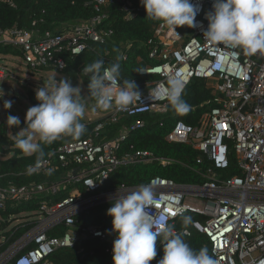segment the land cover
Returning a JSON list of instances; mask_svg holds the SVG:
<instances>
[{
    "label": "built area",
    "instance_id": "built-area-1",
    "mask_svg": "<svg viewBox=\"0 0 264 264\" xmlns=\"http://www.w3.org/2000/svg\"><path fill=\"white\" fill-rule=\"evenodd\" d=\"M116 1L95 0L94 18L66 25L58 33L41 35L36 21L30 31L0 29V45L19 49L24 63L33 72L45 69L64 72L65 57L74 59L93 51V45H105L111 40L114 31L101 25L109 18L106 9ZM0 2L15 7V0ZM192 3L200 4L201 11L196 17L197 27L189 28L188 36L177 29L178 35L167 26H159L147 42L151 47L149 58L158 64L141 68L144 73L139 74L157 79L144 85L142 101L128 110H120L115 105L102 109L103 115L97 120L101 122L90 137L66 141L38 168L35 164L25 172L28 176L52 177L51 180L0 187V211L41 200L37 216L32 218L36 224L0 256V264H52L51 257L57 251L76 245H80L79 254L92 255L94 251L88 252L84 244L94 240L100 241L104 254L113 258L115 233L94 226L80 227L76 217L113 202L117 194L124 195L138 188L126 185L107 188L111 175L119 168L157 160L150 152L122 153V150L129 135L145 127L144 115L168 113L170 77L181 79L184 91L194 79L208 81L212 89L218 106L202 117L200 127L179 122L169 136L173 143L192 144L207 156L212 166L204 174L206 182L199 186L181 185L160 177L151 179L149 183L156 197L151 210L163 217L164 223L174 225L178 234L186 232L185 238L192 237L193 231L177 228L182 217L177 209L183 215L199 216L191 224L192 229L206 236L208 252L219 264H264V55L249 56L240 48L206 43L205 14L212 10L213 0H192ZM123 10L133 19L139 9L126 5ZM128 19H131L129 15ZM119 55L120 61L128 58L126 52L121 51ZM10 77L8 66L0 63V85ZM157 84L163 85L159 95L153 92ZM128 119L132 121L125 123ZM120 124L116 136L103 138L108 127ZM70 137L63 136L60 140ZM232 150L237 156L239 174L224 177L222 172L230 168ZM161 162L168 164L169 161ZM54 177L58 179L53 180ZM70 187L77 194L61 201L54 199ZM13 218L10 216L8 221ZM60 225L68 231L63 236L52 237L50 233Z\"/></svg>",
    "mask_w": 264,
    "mask_h": 264
},
{
    "label": "trees",
    "instance_id": "trees-1",
    "mask_svg": "<svg viewBox=\"0 0 264 264\" xmlns=\"http://www.w3.org/2000/svg\"><path fill=\"white\" fill-rule=\"evenodd\" d=\"M95 0H52V1H32V0H15V7L0 2V29L2 30H27L33 29L32 24L36 21V29L42 35L45 32L58 33L66 25L90 21L96 16L94 9ZM131 5L136 11L133 19H128V14L123 10L124 6ZM106 11L109 18L105 20L101 27L110 28L114 35L105 45H93V51L87 52L82 56L74 59L65 57L67 69L64 71L72 79L82 78L87 86L89 75L83 73L86 65L98 59H104L105 63L116 62L117 55L121 51L126 52L128 58L126 61H120L121 79H132L141 92L146 91L144 85L147 82L156 80L155 76H141L137 71L149 65H157L158 62L149 58L151 47L147 42L154 37L155 28L161 26L159 21L147 18V12L141 5L140 0H117L111 4ZM177 31L188 36L189 28H177ZM128 45L130 47L128 48ZM117 49V51H114ZM21 51L11 45H0V57H21ZM108 64V65H109ZM182 98L190 105V110L186 114H177L169 105L168 113L146 114L145 127L129 135L127 141L123 144L122 153L150 152L157 160L153 162L141 163L136 165H125L119 168L111 175L107 188L126 185L138 187L142 184H149L151 179L160 177L170 179L181 185L199 186L206 182L204 174L212 163L207 156L197 150L192 144H180L170 141L169 136L174 131L177 123L181 122L193 128L200 127L202 117L218 105L214 102V95L208 81L203 79H194L183 92ZM30 103L34 106L39 102L36 99L35 92L28 94ZM96 103L93 98H90ZM132 119L125 120L130 123ZM101 121L84 123L86 132L80 138H65L57 140L51 145H42L45 158L56 150L60 145L68 140H84L93 134L94 129ZM22 125L26 127L25 121ZM122 124L113 125L107 128L103 133V138L110 139L117 135ZM14 141L10 143L8 138V127L5 123L0 122V187L6 188L11 185L24 186L32 182L41 183L51 178L43 176H28L25 174L29 166L37 163L36 155H26L21 150L14 149ZM13 148V149H12ZM12 155V156H10ZM161 160L169 161L163 164ZM230 168L222 175L230 177L238 175V165L236 153L232 150L229 155ZM58 179L54 177L53 180ZM77 194L72 187L62 191L56 198L61 201L67 197ZM40 199H34L29 204H21L17 207H8L6 211H0V256L27 231L32 229L36 222L33 220L37 216L40 207ZM111 203L96 206L76 217L77 225L80 227H98L113 231L112 217L107 215ZM27 216L26 221L15 223L16 218L23 214ZM14 218L8 221L9 217ZM192 220L200 219L199 216L191 214ZM33 218V219H32ZM25 220V219H22ZM18 221H21L18 220ZM177 228L179 230L191 229L193 235L185 238V241L194 249L199 250L202 247L209 248L206 236L194 231L192 226L185 227L182 223V217L178 220ZM68 228L60 225L53 230L52 237H60L66 234ZM87 251L93 250L94 253L81 255L79 254L80 245L75 248L61 249L52 257V264H113V258L104 254L101 249V242L94 240L84 244ZM31 246L29 249H31ZM28 250V249H27ZM163 248L159 242L157 244V257L151 264H154L163 256ZM8 264H14L9 262Z\"/></svg>",
    "mask_w": 264,
    "mask_h": 264
},
{
    "label": "clouds",
    "instance_id": "clouds-1",
    "mask_svg": "<svg viewBox=\"0 0 264 264\" xmlns=\"http://www.w3.org/2000/svg\"><path fill=\"white\" fill-rule=\"evenodd\" d=\"M147 18L159 21L175 31L177 28L197 27L196 17L200 4L192 0H140ZM132 19L131 14L127 13ZM208 28L203 32L209 44L224 45L231 49L240 48L249 55H264V0H213L212 10L205 14ZM177 34V32H176ZM178 35V34H177ZM117 51V49H114ZM120 55L116 62L105 66L98 59L84 66L83 73L89 75L86 97L93 98L99 109L115 105L120 110L142 101V93L132 79H121ZM144 73L142 69L137 71ZM167 100L177 114H186L190 105L182 98L185 84L176 77L167 80ZM162 84L153 92L160 94ZM82 89L74 87L70 79L50 81L35 90L37 105L26 112V127L15 136L16 147L26 155H36V168L45 156L42 145H51L63 136L80 138L86 132L81 121L85 117V96ZM13 102L4 101V109L10 110ZM18 116L8 115L7 126L20 128ZM51 171V170H49ZM119 191V190H118ZM152 184H142L133 191L118 195L113 200L107 215L112 217L113 264H151L157 257V244L163 248V257L157 264H219L210 255L207 247L194 250L183 238L186 232L177 233L174 225L164 223L151 209L155 206ZM185 227L194 223L191 216L183 215Z\"/></svg>",
    "mask_w": 264,
    "mask_h": 264
},
{
    "label": "rangeland",
    "instance_id": "rangeland-1",
    "mask_svg": "<svg viewBox=\"0 0 264 264\" xmlns=\"http://www.w3.org/2000/svg\"><path fill=\"white\" fill-rule=\"evenodd\" d=\"M10 61H6V65L8 66L9 71L11 72V78L2 85H7L8 87H13L19 93L13 95L12 97L7 96L6 94L0 93V122L5 123L7 125V117L8 115L18 116L21 124L20 128H9L8 126V138L10 143L12 141L15 142V136L18 132L24 128L22 125L23 121H26V112L33 105L30 103L28 99V94L30 92H35L36 89L42 87L43 85H47L50 81L57 80L58 82L67 78L71 80V83L74 87H81L82 92L81 95L85 96L86 103V112L83 120L85 121H97L103 115L102 109L97 108L96 103L90 99L88 96L87 86L82 80L79 78L77 81L72 79L65 72H60L52 69H45L37 72H33L28 69L26 64L24 63L23 57H10L8 58ZM10 100L13 102L12 108L10 110L4 109V101ZM13 149V148H12ZM14 149H18L14 147ZM19 150V149H18ZM12 156V155H10ZM32 215L23 214L21 217L16 218L13 224L17 223L18 220L26 219L27 216ZM1 220V217H0Z\"/></svg>",
    "mask_w": 264,
    "mask_h": 264
},
{
    "label": "water",
    "instance_id": "water-1",
    "mask_svg": "<svg viewBox=\"0 0 264 264\" xmlns=\"http://www.w3.org/2000/svg\"><path fill=\"white\" fill-rule=\"evenodd\" d=\"M0 93L6 94L7 96L12 97L13 95L19 92L15 90L13 87H8L7 85H0Z\"/></svg>",
    "mask_w": 264,
    "mask_h": 264
},
{
    "label": "crops",
    "instance_id": "crops-1",
    "mask_svg": "<svg viewBox=\"0 0 264 264\" xmlns=\"http://www.w3.org/2000/svg\"><path fill=\"white\" fill-rule=\"evenodd\" d=\"M8 58H10V56H9V57H6V58L0 57V63L6 64V63H5L6 61H10ZM11 77H12V76H11ZM11 77H10V78H11ZM98 120H99V119H98ZM81 122L87 123L88 121L82 120ZM92 122H93V121H92Z\"/></svg>",
    "mask_w": 264,
    "mask_h": 264
}]
</instances>
